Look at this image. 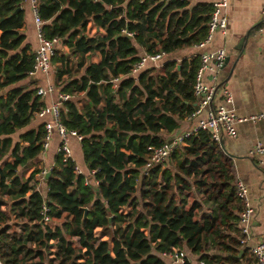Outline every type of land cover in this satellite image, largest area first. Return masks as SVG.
<instances>
[{
  "label": "trees",
  "instance_id": "obj_1",
  "mask_svg": "<svg viewBox=\"0 0 264 264\" xmlns=\"http://www.w3.org/2000/svg\"><path fill=\"white\" fill-rule=\"evenodd\" d=\"M38 9L44 35L69 48V58L59 52L51 58L56 86L64 85L68 95L86 92L81 107L64 102L61 122L82 136L83 161L94 173H75L76 163L58 152L44 175L45 194L38 187L40 169L27 178L20 174L42 152L43 124L22 129L44 103L35 81L17 85L34 64V52L21 46L24 0H0V104L12 109L0 110L1 262L167 264L163 253L179 249L204 264H238L246 244L239 226L243 202L233 161L209 132L186 137L164 167L146 177L140 173L148 146L165 140L160 131L178 129L179 120L195 109L192 84L199 62L184 60L174 72V63H168L164 74L142 69L137 77L130 75L131 67L140 49L171 53L200 40L201 28L188 36V26L204 18L182 0H38ZM87 20L103 34H85ZM96 51L101 62L89 63L69 82L72 58L81 66ZM116 77L121 82L112 89ZM12 85H17L7 91L12 97L5 98Z\"/></svg>",
  "mask_w": 264,
  "mask_h": 264
},
{
  "label": "crops",
  "instance_id": "obj_2",
  "mask_svg": "<svg viewBox=\"0 0 264 264\" xmlns=\"http://www.w3.org/2000/svg\"><path fill=\"white\" fill-rule=\"evenodd\" d=\"M182 1H185L187 9L196 12L198 17L204 18L202 21L200 19L198 24L196 23L198 26H188V36L197 34L198 28H201V32H203L201 39L190 45L178 48L171 53H164L157 61L148 60L142 69H152V74H164L168 63L173 62L174 68L172 71L174 72V70L178 71L180 69L184 60L189 62L197 60L199 62L201 53L215 51L219 48L225 49L226 62L224 67L215 74L209 69L206 70L204 72V82L208 85L212 84L216 86L215 105H223L226 108L232 109L237 116L246 118L235 123L236 136H224L220 145L224 153L233 161V173L236 180L243 182L248 187L249 199L253 207V214L249 224V235L243 240L246 244L242 246V249L239 250L240 252L237 255L240 260L238 264H256L250 252V247L261 239H264V157L261 154L251 153L250 151L256 143L264 145V0H228V5L225 10L228 22L226 33H214L211 40L203 46H199L198 43L206 36L207 23L213 0ZM24 9V24L20 28V34L24 37L21 46L28 45L34 52L37 46L36 32L29 4L25 0ZM200 24L202 27L199 26ZM103 32L104 30L101 27L87 20L85 34L101 35ZM1 34L2 32L0 30V41ZM240 39H242L241 42ZM140 50L141 56L144 53L142 49ZM56 52L64 53L68 58L70 57L68 46L63 45L62 42H59L55 47L54 54ZM101 60L102 56L99 51L90 53L81 66H78L79 60L74 57L70 62L71 77L67 78L64 75L62 79L67 78L70 82L84 74L86 66L89 63H100ZM210 64H212V61ZM55 71L56 65L52 63V69L48 75L40 72L34 76L28 75L26 80L17 83V85H25L29 80L35 81V88L41 87L46 89L52 85V91L47 92L46 95H40L44 105H48L57 98L58 93L62 92V88L64 87V85L56 86ZM130 75L137 77L136 74H132L131 72ZM179 78L181 77L179 76ZM120 82L121 77L111 84V88H117ZM17 85H12L7 88L3 92L4 97H12V92L7 91ZM224 90L230 93V102L226 100ZM85 93L83 90L71 93L69 94L68 100H73L77 103V106L81 107L87 102ZM192 100V105L195 107L196 99L194 96ZM183 102L187 103L188 101L183 100ZM103 106L104 102L102 101L101 107ZM0 110L4 114L12 111L11 108H6L3 103L0 104ZM258 115H261V117L256 119L250 118ZM41 122L40 119L34 117L32 122L22 129V131L25 132L30 128L35 129L38 124H42ZM196 124L197 118L185 115L179 120L178 129L168 132L163 128L159 134L167 139L173 135L190 131ZM59 142L60 137L57 132H54L49 147L45 150L42 149V152L36 159L30 162L29 167L27 166L28 168L26 167L23 171L20 170L21 172L18 169V173L20 172L24 178H27L34 169H40L41 171L50 169L55 163ZM69 145L75 163L81 168L83 174L89 173L90 175L83 161L81 141L75 137H69ZM8 160L11 161L12 158L8 156ZM44 175L42 176L41 173H38L36 177L39 181V189L45 194L48 186L44 180ZM185 252L190 259V264H194L197 258L188 251L185 250ZM165 261L167 264H180L168 257H166Z\"/></svg>",
  "mask_w": 264,
  "mask_h": 264
},
{
  "label": "built area",
  "instance_id": "obj_3",
  "mask_svg": "<svg viewBox=\"0 0 264 264\" xmlns=\"http://www.w3.org/2000/svg\"><path fill=\"white\" fill-rule=\"evenodd\" d=\"M25 1L28 2L30 7L37 38V46L34 50V64L28 72V75L34 76L38 72L48 75L52 69L51 58L54 54L55 47L59 43V38H47L44 35L42 31L43 20L39 14L38 0ZM227 5L228 0H213L212 9L207 23V33L205 38L198 43L199 46H203L206 42L210 41L213 34L216 32L226 33L228 22L225 10ZM122 32L127 36L133 35L132 32H128L127 30H122ZM163 54V52L154 54L144 53L140 56L139 60L132 65L130 72L136 74L143 68L148 60L157 61ZM225 59L226 51L223 48L200 54L199 66L195 72L192 84V93L196 99V105L193 112L189 114V117L197 118V124L190 131L173 135L165 139L159 146H148L149 153L144 165L141 167V176H148L150 170L156 166L164 167L168 163V159L172 152L185 143L186 137L192 135L198 130L209 132L210 138L214 142L220 144L224 136H236L235 123L237 121L245 120L246 118L237 116L232 109L226 108L223 105H215L214 99L217 91L216 86L212 84L208 85L204 82V72L208 69L213 71L214 74L219 72L224 66ZM211 61L212 64H210ZM117 80V77L112 78V83ZM52 90V85L46 89L39 87L37 88L36 93L37 95H46L47 92ZM224 94L226 95V100L230 102V93L227 90H224ZM68 98V94L59 92L57 98H55L50 104L40 107L35 112V117L42 121L41 123L44 128V137L42 141L43 150L49 147L53 133L57 132L60 137L57 153L60 152L62 154V159L64 161H67L68 159L74 161L72 150L69 145V137H75L78 140H81L82 136L75 130L67 129L61 122V110L64 109V102L68 100ZM258 117H261V115L252 116L250 118L256 119ZM250 152L261 154L264 157V145L256 143ZM50 169L41 171V175L43 176L44 174H47L50 172ZM74 171L78 174L82 173L81 168L77 164L74 166ZM93 173L94 171H90V175ZM236 192L237 196L243 202V209L239 214V226L244 237L247 238L250 231L249 224L253 214V207L250 203L248 187L243 182L237 181ZM43 211L44 213L48 211V208L45 205L43 206ZM43 219L46 222L50 221L46 214H44ZM250 252L255 259L256 264H264V239L253 244L250 247ZM163 256L177 261L180 264H186V262H188L184 250L173 249V251L164 252ZM0 264H3L1 260ZM194 264H204V262L200 260L196 261Z\"/></svg>",
  "mask_w": 264,
  "mask_h": 264
},
{
  "label": "water",
  "instance_id": "obj_4",
  "mask_svg": "<svg viewBox=\"0 0 264 264\" xmlns=\"http://www.w3.org/2000/svg\"><path fill=\"white\" fill-rule=\"evenodd\" d=\"M244 40V39H243ZM242 41V39H240V42ZM225 62H226V59H225ZM225 62H224V65H225ZM224 67V66H223ZM49 175V172L46 174V176H48ZM87 209L85 208V211H86Z\"/></svg>",
  "mask_w": 264,
  "mask_h": 264
}]
</instances>
